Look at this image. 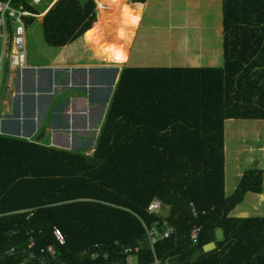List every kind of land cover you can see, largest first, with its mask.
Returning <instances> with one entry per match:
<instances>
[{"label":"trees","instance_id":"16d2710c","mask_svg":"<svg viewBox=\"0 0 264 264\" xmlns=\"http://www.w3.org/2000/svg\"><path fill=\"white\" fill-rule=\"evenodd\" d=\"M94 1L51 0L44 39L124 64L147 0ZM222 11V68L123 69L91 156L0 135V264H126L129 248L137 264H185L211 242L190 264H264V218L229 217L263 192L264 171H246L229 197L224 172L225 120L264 121V0H222ZM258 149L249 164L264 162ZM154 200L168 215L148 212ZM164 223L173 232L151 245Z\"/></svg>","mask_w":264,"mask_h":264},{"label":"crops","instance_id":"0c3cea01","mask_svg":"<svg viewBox=\"0 0 264 264\" xmlns=\"http://www.w3.org/2000/svg\"><path fill=\"white\" fill-rule=\"evenodd\" d=\"M205 1L209 5L211 17L204 19L205 16L202 15L192 19L188 16L185 17L188 19L186 22L181 21L182 25L175 28L178 31L173 35L171 33L163 36L156 34V37L166 40L169 51L172 50L178 56L174 60L176 64L148 65L142 59L134 63L130 61V55H128V61L123 67L116 68L112 64L118 65L117 63L109 64L100 60L89 47L77 48L73 45L59 47L60 51L50 61L43 59L40 64H35L33 58L27 54L25 70L6 71L0 97V135L22 138L46 147L91 156L123 69L222 68L224 63L222 0ZM51 8L46 6L39 14L28 10L32 16L25 18L26 23L28 18H34L38 19L42 25L43 17ZM178 14L182 15V13ZM39 16H41L40 19ZM108 20V17H103L102 25H105ZM206 23L210 25L208 28L204 27ZM142 25L143 16L139 23V26ZM182 29L191 30L192 35H185ZM141 38L144 36L141 35ZM152 39L155 40L154 37ZM233 120L243 119H229L224 122L226 197L235 192L246 171L254 169L264 171L261 160L256 163L255 168L243 170L231 167L233 172L228 173L227 122ZM259 121H262L264 126V121ZM259 141L256 140V143ZM231 145L234 147L232 148L234 152L243 151V145L237 140ZM251 146L248 147L251 148ZM255 147H260L258 149L260 154L264 153V144ZM263 195L264 183L261 194L247 193L244 201L230 213L229 217L264 218V203L259 200ZM261 208L263 209L261 212L256 211ZM161 212L168 215V207L162 205ZM220 230L223 232L222 229Z\"/></svg>","mask_w":264,"mask_h":264},{"label":"rangeland","instance_id":"374dc122","mask_svg":"<svg viewBox=\"0 0 264 264\" xmlns=\"http://www.w3.org/2000/svg\"><path fill=\"white\" fill-rule=\"evenodd\" d=\"M26 1L39 13L43 12L51 0H41L40 3H34L33 0ZM127 3H132V1L127 0ZM206 3L205 0H147L142 13L143 25L139 26L138 24L136 28L137 30L130 42V61L136 63L142 59L145 60L143 62L148 65L176 64L174 60H176L178 56H176L172 50L169 51V45L166 43L167 41L161 40V37H156V34H161L163 36L167 33H171L173 35L178 31L175 28L180 27L181 21L186 22L188 19L185 17L188 16V18L195 19L204 15V19H208V17H211V14L209 12V5ZM95 4L97 5L96 2ZM176 4L179 6L176 7ZM18 7L26 10L25 6L20 5ZM176 8H178V10H176ZM178 13H182V15ZM96 15L98 18L99 12L97 6ZM212 16L214 18V15ZM208 25L209 23H206L204 24V27L208 28ZM182 32L185 33V35L188 34V36L192 35V31L189 29H182ZM141 35H143L144 38H141ZM152 37H154L155 40H153ZM25 38L27 54L29 57L33 58L35 64L42 63L43 59L47 62L50 61V59L60 51L59 47H51L46 43L43 35V28L38 19H34L27 24ZM151 61H154L155 63H152ZM112 65L116 68H121L124 64ZM3 71H5V67ZM5 79L6 77H3L2 85L5 83ZM2 88L3 87L0 89V97L2 96ZM257 138H259L258 141L260 140L259 143H256ZM236 140L243 145V151L238 153L234 152V149H232L234 147L231 145V143H235ZM252 144L255 146L264 144V126L262 121L233 120L227 122L228 167H237L243 170L255 168L256 164H249V155L248 151H246L248 146H251ZM228 149L232 150V152H228ZM261 154L263 155V159L264 153L261 152ZM262 166V168H264V162L262 163Z\"/></svg>","mask_w":264,"mask_h":264},{"label":"built area","instance_id":"2783aa9c","mask_svg":"<svg viewBox=\"0 0 264 264\" xmlns=\"http://www.w3.org/2000/svg\"><path fill=\"white\" fill-rule=\"evenodd\" d=\"M34 3H40L41 0H33ZM32 16L27 10L19 8L13 4V0H0V89L3 87L2 81L5 78L6 71H23L27 68V52H26V17ZM5 67V71L4 70ZM162 210V204L158 200H154L148 207L149 213H159ZM202 231L201 226H193L190 232V240L196 245ZM173 229L166 223L163 224L162 232L151 230L149 232L150 243L153 245L157 239L168 238ZM54 237L57 243L62 246L65 244V238L61 231L54 229ZM30 247L34 246V242L30 240ZM42 252H46L55 256V248L49 246ZM136 249H127L125 253L128 255L126 264H136L134 253ZM121 264V263H116ZM155 264H160L158 261Z\"/></svg>","mask_w":264,"mask_h":264},{"label":"water","instance_id":"95a60500","mask_svg":"<svg viewBox=\"0 0 264 264\" xmlns=\"http://www.w3.org/2000/svg\"><path fill=\"white\" fill-rule=\"evenodd\" d=\"M85 1H87V0H85ZM216 238H217V240H222V238H223V232L220 229L217 230V232H216ZM215 249H216V243L215 242L208 243V244L203 246L202 251H197L190 258V260L188 262H186L185 264H190V263L196 261L202 255V253H209Z\"/></svg>","mask_w":264,"mask_h":264}]
</instances>
